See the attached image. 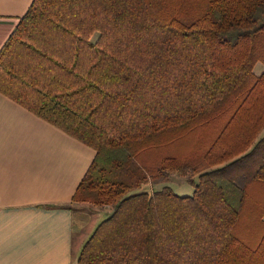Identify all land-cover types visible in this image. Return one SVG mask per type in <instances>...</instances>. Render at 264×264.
<instances>
[{"label": "trees", "instance_id": "1", "mask_svg": "<svg viewBox=\"0 0 264 264\" xmlns=\"http://www.w3.org/2000/svg\"><path fill=\"white\" fill-rule=\"evenodd\" d=\"M0 93L95 152L75 264H264V0H33Z\"/></svg>", "mask_w": 264, "mask_h": 264}, {"label": "crops", "instance_id": "2", "mask_svg": "<svg viewBox=\"0 0 264 264\" xmlns=\"http://www.w3.org/2000/svg\"><path fill=\"white\" fill-rule=\"evenodd\" d=\"M33 0H0V49ZM95 152L0 93V264H75L104 212L71 199Z\"/></svg>", "mask_w": 264, "mask_h": 264}, {"label": "rangeland", "instance_id": "3", "mask_svg": "<svg viewBox=\"0 0 264 264\" xmlns=\"http://www.w3.org/2000/svg\"><path fill=\"white\" fill-rule=\"evenodd\" d=\"M262 72V65L257 64L254 68V73L255 75H259ZM194 181H196V179H194ZM167 186H169L175 193L182 195V196H186V195H190L192 193V185L191 182L184 177H178L176 175H172L168 178L167 183H165ZM162 186V184L157 185L152 187L153 190L159 189ZM147 191L150 190V187H146ZM81 204H85V203H71L72 207H76L79 206ZM95 208V207H93ZM98 209V208H97ZM110 208L109 207H104L102 209H99L100 211L102 210V212L106 213L108 212ZM105 216V215H104Z\"/></svg>", "mask_w": 264, "mask_h": 264}]
</instances>
